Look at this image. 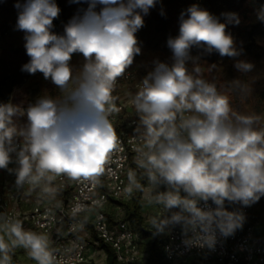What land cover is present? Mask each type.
<instances>
[{
    "label": "clouds",
    "instance_id": "9594fccd",
    "mask_svg": "<svg viewBox=\"0 0 264 264\" xmlns=\"http://www.w3.org/2000/svg\"><path fill=\"white\" fill-rule=\"evenodd\" d=\"M69 2L87 7L78 9L63 34L53 31L61 12L56 0L15 5L16 29L24 33L29 57L21 71L42 73L63 93L61 98L40 97L26 108L0 103V169L15 175L18 189L43 183L42 192L48 196L54 194L49 185L55 177L95 185L105 173L117 150L109 119L118 111L112 93L141 54L136 34L157 4V0ZM257 19L264 22V5ZM239 23L236 12L216 16L199 4L190 5L180 13L178 35L167 39L172 63L154 61L132 98L144 141L137 167L152 189L149 202L162 204L165 210L151 218L152 234L166 235L179 228L186 250H215L220 238L243 229L242 209L264 197V128L256 127L259 117L233 111L216 84L200 78L196 67L200 58L192 55L196 48L220 57L241 56L242 49L227 31ZM73 54L83 57L79 76L74 75ZM234 67L241 74L254 69L240 59ZM236 84L242 87L239 81ZM22 117L26 122L17 123ZM10 164L16 167L9 168ZM144 187L129 171L124 191L131 195ZM235 205L240 207L229 210ZM82 210L83 205L75 206L73 217ZM3 227L8 241L0 236V264H11L15 248L25 249L37 264H55L47 234L26 230L19 219L5 221Z\"/></svg>",
    "mask_w": 264,
    "mask_h": 264
},
{
    "label": "built area",
    "instance_id": "2783aa9c",
    "mask_svg": "<svg viewBox=\"0 0 264 264\" xmlns=\"http://www.w3.org/2000/svg\"><path fill=\"white\" fill-rule=\"evenodd\" d=\"M203 6L205 0H194ZM145 77L141 65H131L125 77L118 80L112 93L118 111L109 119L117 135V150L99 183L77 182L66 176L55 177L49 185L51 196L42 192L43 183L33 186H15V175L0 169L1 222L19 219L26 230L47 234L55 253V264H107L108 252L104 242L112 247L117 264H148L150 252L142 234L127 219L125 203L138 196L124 189L128 185V172L136 173L137 180L145 181L141 193L142 209L150 204L152 189L137 167L138 153L143 148L142 129L137 130L138 114L132 98ZM61 95L63 93L61 92ZM188 115V114H186ZM21 145L23 140H20ZM16 167L10 164L9 168ZM162 191V189H160ZM83 205L75 217L72 210ZM239 208V205L229 206ZM246 222L242 230L228 238H220L215 250L192 247L186 250L179 228L163 236L162 264H264V197L250 207L242 209ZM163 205L157 216L164 212ZM144 216V215H143ZM8 241V236L3 235ZM11 264H37L23 248L13 249Z\"/></svg>",
    "mask_w": 264,
    "mask_h": 264
},
{
    "label": "trees",
    "instance_id": "16d2710c",
    "mask_svg": "<svg viewBox=\"0 0 264 264\" xmlns=\"http://www.w3.org/2000/svg\"><path fill=\"white\" fill-rule=\"evenodd\" d=\"M17 2L23 3L24 0H0V103H9L10 95L25 87L30 104L43 97V83L40 79L42 73L32 75L21 71L22 65L29 61V57L24 47V33L16 29ZM56 3L61 12L53 21L55 25L53 31L63 34L64 25L78 9L86 8L87 5L73 4L69 0H56ZM194 3V0H157L156 7L144 17V27L136 34L141 54L134 58L132 65H141L145 76L153 70V62L156 60L172 63V53L167 47V39L178 35L180 13ZM261 5H264V0H205L200 7L216 16H220L222 12L239 14V25H229L227 31L234 37L237 48L242 49V55L236 58L220 57L218 53L209 55L202 49H192L193 56H199L200 60L208 62L213 67V76L209 82L215 83L222 95L227 93L233 98L232 109L241 115L259 117L256 125L258 129L264 128L261 115L264 106V22L257 19ZM161 10L164 15H161ZM221 20L223 22V18ZM237 59L251 62L254 69L247 74H241L234 67ZM82 64L83 57L77 54L74 75H80ZM237 81L242 87H237ZM54 89L57 99H60L61 91L56 87ZM141 184L145 185V181L142 180ZM141 193L140 191L133 201L125 203L127 219L146 241L150 252L148 264H162L164 235L153 236L152 227L146 224L139 204ZM101 247L108 252L107 264H117L112 247L104 242H101Z\"/></svg>",
    "mask_w": 264,
    "mask_h": 264
},
{
    "label": "rangeland",
    "instance_id": "374dc122",
    "mask_svg": "<svg viewBox=\"0 0 264 264\" xmlns=\"http://www.w3.org/2000/svg\"><path fill=\"white\" fill-rule=\"evenodd\" d=\"M172 58V55H171ZM77 59V54H73L72 60H71V64L74 68L75 66V61ZM193 66L191 65V63H189V68L191 69ZM196 67H199L200 72L199 75L202 77V79H205L206 81H210L212 76H213V67L206 61L200 60L198 62V64L196 65ZM40 79L43 83V97H49L51 99H57V96L55 95V85H53L51 83L50 80H45L43 75H40ZM223 95H226L229 98L230 101V105H231V101L233 100V98L227 94L224 93ZM9 103H13L15 105H18L22 108H26L29 104L28 98L26 96V89L25 87H22L20 90L14 92L12 95H10L9 97ZM232 107V106H231ZM234 111V110H233ZM262 111V122L264 123V106ZM26 122V117H22L21 119L18 118L17 119V123H25ZM162 206V204H156L154 202L146 205V207L143 209V215L146 221V224L151 227V218L154 216H157V210ZM262 220V224H263V228H264V215L261 218ZM264 230V229H263ZM0 231L2 232L3 235H7L4 227H3V222L0 221ZM195 264H199V263H195Z\"/></svg>",
    "mask_w": 264,
    "mask_h": 264
}]
</instances>
